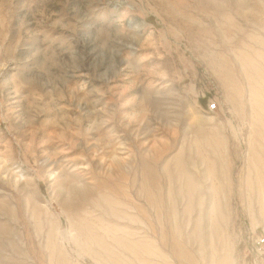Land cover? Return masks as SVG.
<instances>
[{"label":"rangeland","instance_id":"374dc122","mask_svg":"<svg viewBox=\"0 0 264 264\" xmlns=\"http://www.w3.org/2000/svg\"><path fill=\"white\" fill-rule=\"evenodd\" d=\"M259 238L264 0H0V264H264Z\"/></svg>","mask_w":264,"mask_h":264},{"label":"built area","instance_id":"2783aa9c","mask_svg":"<svg viewBox=\"0 0 264 264\" xmlns=\"http://www.w3.org/2000/svg\"><path fill=\"white\" fill-rule=\"evenodd\" d=\"M214 106H215L214 104L210 105V106H209V109H210V110H214V109H213ZM263 244H264V238H262V239L259 238V239L257 240V245H258V247L261 248V246H262ZM258 250H259V249H257V251H258Z\"/></svg>","mask_w":264,"mask_h":264}]
</instances>
